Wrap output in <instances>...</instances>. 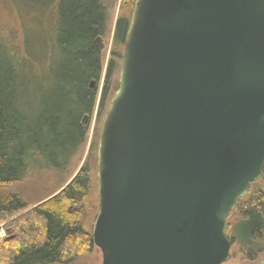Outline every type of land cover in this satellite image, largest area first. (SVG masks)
Masks as SVG:
<instances>
[{
    "label": "water",
    "instance_id": "1",
    "mask_svg": "<svg viewBox=\"0 0 264 264\" xmlns=\"http://www.w3.org/2000/svg\"><path fill=\"white\" fill-rule=\"evenodd\" d=\"M263 164L264 0H134L97 142L101 264L226 263Z\"/></svg>",
    "mask_w": 264,
    "mask_h": 264
},
{
    "label": "trees",
    "instance_id": "2",
    "mask_svg": "<svg viewBox=\"0 0 264 264\" xmlns=\"http://www.w3.org/2000/svg\"><path fill=\"white\" fill-rule=\"evenodd\" d=\"M48 1L41 0L49 22L40 46L47 49L48 42L52 55L40 76L24 79L27 69L22 58L9 38L0 35V224L6 222V232L11 231L10 236L0 237V264H74L95 246L91 221L98 210V198L96 191L90 201L92 168L87 163L30 209L22 194L6 191L40 159H47L55 170L67 166L86 140L83 117H89L96 105L102 72V45L96 38L105 32L107 6L103 0ZM133 2L121 0L114 23L112 50L98 95V118L118 86L114 75L119 73ZM97 142L89 148L95 163ZM258 182L264 185V164L261 176L248 185V196L238 199L228 213L238 211L232 243L237 240L250 258L264 230V190L250 192Z\"/></svg>",
    "mask_w": 264,
    "mask_h": 264
},
{
    "label": "rangeland",
    "instance_id": "3",
    "mask_svg": "<svg viewBox=\"0 0 264 264\" xmlns=\"http://www.w3.org/2000/svg\"><path fill=\"white\" fill-rule=\"evenodd\" d=\"M103 1L107 6V23L105 32L100 40L102 45V72L98 85V95L103 86L105 66L112 50L114 23L121 4V0ZM42 6L41 0H0V35H5L9 38L11 44L15 47L16 54L18 57L22 58L23 62L21 64L25 66L24 70L27 69V74L24 75V79H28V81L34 76H40L41 73L44 72V66L48 67L51 61L52 49L48 45V42L47 49H42L40 46L43 29L49 22L48 12L45 14L41 9ZM47 33H49V30H47ZM18 57L16 56L17 60L20 61ZM117 80L118 72L114 75L115 85L116 82H118ZM98 95L93 112L85 122L87 125L86 140L78 146L75 154L68 160L67 166L63 167V169L55 170L47 159H40L32 163L22 180L6 187V191L8 192L22 194L28 202V209L65 185L84 163H87L92 168L90 173L91 182L89 197L90 201L95 199L97 189L96 163L93 155L89 156V148L98 140L100 125L103 118V116L97 117ZM29 101L31 102V100ZM251 190H264V185L259 182L255 183L252 189H250V192ZM246 195L248 196L246 193L244 198L247 197ZM226 220L227 231L233 235L235 226L239 221L238 211H232L231 214H228ZM5 223L6 222H2L0 224V237L11 235V231L9 233L6 232V227H4ZM261 236V240L255 245V250L262 249L263 251L257 253L253 250L254 256L250 258L247 252H245L246 250L242 252V245L235 240L234 243L231 244L230 258L225 264H259L260 260L264 258V230ZM101 262V252L99 248L93 246L88 254L78 257L74 264H101Z\"/></svg>",
    "mask_w": 264,
    "mask_h": 264
},
{
    "label": "flooded vegetation",
    "instance_id": "4",
    "mask_svg": "<svg viewBox=\"0 0 264 264\" xmlns=\"http://www.w3.org/2000/svg\"><path fill=\"white\" fill-rule=\"evenodd\" d=\"M225 264V263H224Z\"/></svg>",
    "mask_w": 264,
    "mask_h": 264
}]
</instances>
